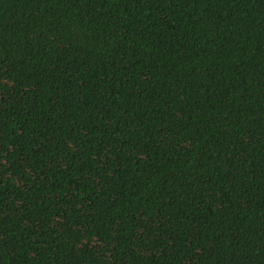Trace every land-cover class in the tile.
<instances>
[{
	"label": "trees",
	"instance_id": "16d2710c",
	"mask_svg": "<svg viewBox=\"0 0 264 264\" xmlns=\"http://www.w3.org/2000/svg\"><path fill=\"white\" fill-rule=\"evenodd\" d=\"M0 264H264V0H0Z\"/></svg>",
	"mask_w": 264,
	"mask_h": 264
}]
</instances>
